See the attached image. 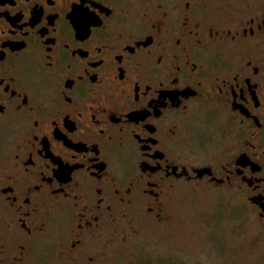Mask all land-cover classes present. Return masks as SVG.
I'll use <instances>...</instances> for the list:
<instances>
[{"label": "flooded vegetation", "instance_id": "1", "mask_svg": "<svg viewBox=\"0 0 264 264\" xmlns=\"http://www.w3.org/2000/svg\"><path fill=\"white\" fill-rule=\"evenodd\" d=\"M188 193L264 264V0H0V264H188Z\"/></svg>", "mask_w": 264, "mask_h": 264}, {"label": "rangeland", "instance_id": "2", "mask_svg": "<svg viewBox=\"0 0 264 264\" xmlns=\"http://www.w3.org/2000/svg\"><path fill=\"white\" fill-rule=\"evenodd\" d=\"M182 205H184V209L187 212H184L187 218V223L190 227V231L186 235V246L179 250L177 249L175 252H180L181 255H186L188 257L187 263L188 264H213L212 255H216L217 251L220 249L221 252L224 251L225 245L232 247L233 253L238 255L241 258V262L243 264H249V261L252 260L254 250L253 247L249 248V241L248 237L249 234H239L236 233L234 229V234L232 233V237L228 236L224 241H222V237H219L218 234V227L215 223H213L214 220H217L215 217H217L218 212L221 211V208H225V204H233L236 203V201L227 200L223 201V198L216 196V194L207 195V194H190L188 193L185 196V201L180 202ZM201 210V211H200ZM221 213V212H220ZM225 214H222V218L220 220V224L224 227H229L232 225L234 228L238 224V221L240 220V215L237 213H241V209L238 207L237 210H235V214L228 220V216L225 211L223 212ZM201 217V219H200ZM196 221H199V224L201 223L203 227L210 225V232L207 233L206 237V231L201 230V234H203L202 240V246L201 244H195V241L198 240L195 232H194V223ZM191 223V224H189ZM200 224V227H201ZM198 227V226H197ZM225 228V231H226ZM178 248V245H175ZM170 263V262H169ZM171 264V263H170Z\"/></svg>", "mask_w": 264, "mask_h": 264}, {"label": "snow or ice", "instance_id": "3", "mask_svg": "<svg viewBox=\"0 0 264 264\" xmlns=\"http://www.w3.org/2000/svg\"><path fill=\"white\" fill-rule=\"evenodd\" d=\"M94 21L93 17H85V23H92Z\"/></svg>", "mask_w": 264, "mask_h": 264}]
</instances>
